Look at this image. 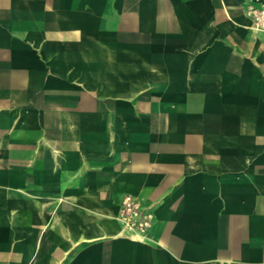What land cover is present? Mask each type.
<instances>
[{"label": "crops", "instance_id": "crops-1", "mask_svg": "<svg viewBox=\"0 0 264 264\" xmlns=\"http://www.w3.org/2000/svg\"><path fill=\"white\" fill-rule=\"evenodd\" d=\"M261 6L0 0V264H264Z\"/></svg>", "mask_w": 264, "mask_h": 264}, {"label": "built area", "instance_id": "built-area-1", "mask_svg": "<svg viewBox=\"0 0 264 264\" xmlns=\"http://www.w3.org/2000/svg\"><path fill=\"white\" fill-rule=\"evenodd\" d=\"M251 16L257 26H264V7L250 8ZM118 219L123 226L135 233H144L151 225L149 214L140 204L129 196H124L118 210Z\"/></svg>", "mask_w": 264, "mask_h": 264}]
</instances>
